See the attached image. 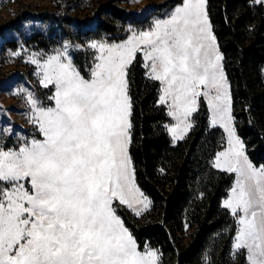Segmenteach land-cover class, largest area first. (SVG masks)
Returning <instances> with one entry per match:
<instances>
[{"label":"snow or ice","instance_id":"6c2138e0","mask_svg":"<svg viewBox=\"0 0 264 264\" xmlns=\"http://www.w3.org/2000/svg\"><path fill=\"white\" fill-rule=\"evenodd\" d=\"M204 4L185 0L127 44L107 50L99 45L100 62L90 80L70 62L50 58L44 77L56 88L55 107L37 108L30 98L44 139L18 151L0 149V264H156V254L138 251L112 208L117 198L132 206L125 67L144 44L151 75L165 86L160 102L171 97L169 115L179 122L170 129L174 135L191 127L185 120L197 97L213 90L218 103L211 106L224 120L229 98ZM224 126L231 144L233 132ZM220 155L227 170L237 173L233 198L225 202L233 214L242 213L234 248L246 251L248 264H264V169H254L246 158V167H237L228 153ZM235 155L239 165L241 153Z\"/></svg>","mask_w":264,"mask_h":264},{"label":"trees","instance_id":"16d2710c","mask_svg":"<svg viewBox=\"0 0 264 264\" xmlns=\"http://www.w3.org/2000/svg\"><path fill=\"white\" fill-rule=\"evenodd\" d=\"M115 1L108 0L102 9L105 16L84 34L93 40L127 35L125 22L140 18ZM177 1L161 6L170 8ZM207 10L230 85L238 135L250 162L264 166V3L207 0ZM70 33L65 26L63 40L76 43L79 37ZM41 34L31 41L45 47L48 39ZM73 61L88 78L92 56L88 59L85 52L75 50ZM128 83L132 104L128 154L135 183L151 204L139 218L120 207L117 212L139 249H156L159 264H248L244 250L233 251L238 222L222 200L234 174L214 166L225 138L220 128L209 125L204 101L193 129L174 145L167 131L169 117L158 98L159 83L147 75L140 54L128 68Z\"/></svg>","mask_w":264,"mask_h":264},{"label":"rangeland","instance_id":"374dc122","mask_svg":"<svg viewBox=\"0 0 264 264\" xmlns=\"http://www.w3.org/2000/svg\"><path fill=\"white\" fill-rule=\"evenodd\" d=\"M166 1L167 0H116L115 4L117 6L126 10L129 14L136 15L138 19L140 18L139 21L133 20L129 23L128 19L124 25V30L128 31L127 35L121 39L93 40L88 35L84 34V30L85 28L92 29L94 25H96V20L105 16L102 9L105 8L104 5L108 0H0V149L4 151H18L21 147L30 145L33 140L42 141L44 139L39 124L35 122L38 118V113L33 109L31 100L36 102L37 108L47 109L55 107V99H53V97L56 94V88L54 83H47L44 77L45 66L51 57L59 56L60 63L68 64L70 62L72 69L83 77L73 61V53L75 50L83 51L86 53L88 59L91 55L93 63L89 69V77H83L85 80H90L92 79V72L96 64L100 62L98 59V57L101 56L99 45H104L105 50L110 46L125 45L130 39L138 36L140 33L152 30L157 20L168 19L178 7H181L185 3V0H179L170 8H168L167 5L161 6ZM204 11L206 12L208 31L211 36L214 37V41H211V43L221 57L219 64L224 77V91H226L229 98L228 116H226L224 120H221L211 106L210 101H212V97L216 95L214 90L209 96L200 95L197 97L195 111H192L185 120V123L191 125V127H189L186 132L180 133L183 137L180 138V135H174V133L170 131V129L177 128L179 123L173 116L169 115L170 105L172 103L171 97H168L165 103L160 102V98L164 94L163 88L165 86L160 81L156 80L159 83V102L165 107L169 117V123L167 125L169 137L174 145L187 137L193 129L194 116L202 111L201 100H203L208 115L209 125L211 127L220 128L225 138L223 149L215 156L214 166L217 169L228 171L224 163L225 157L220 155L221 153H228L231 162L237 167H246V158L247 163L251 164L254 169H264V166H255L250 162L246 155L245 145L238 135L232 114L230 85L223 68L222 55L211 26L207 10V0H205ZM61 24L63 25L61 26ZM65 26L71 31L70 34L73 37H79L78 41H75L76 43L72 44L63 40L64 36H62L61 33ZM41 33L46 34L45 37L48 39L46 40L45 44L47 46L45 45V47H41L40 44L32 43L31 41V38ZM92 44H96L97 47L93 48ZM146 50L147 48L144 44H138L133 58L125 67L124 79L127 82L126 94L130 100L131 107L128 68L137 54L141 55L147 75L154 79L151 75V62L146 60L144 56ZM33 60L36 62L33 63ZM55 63L56 62H53L52 66H55ZM49 74H51L50 71ZM212 102L218 103L215 101ZM228 117H230V119ZM128 120L131 125V108ZM225 123H227L228 129L233 132L231 144L229 143V131L226 130L224 126ZM180 127H184V125L181 124ZM177 131L179 132V129H177ZM128 136L129 138L131 136V126L128 129ZM236 141H239V143H236ZM128 147L129 142L127 144V156L129 157ZM237 152L241 153L238 157L240 162L239 165H236L237 157L235 153ZM218 157L221 165L220 167L216 166ZM232 173L234 174V182L227 196L222 200L223 207H225L226 201L233 198V188L237 182V173ZM129 176L131 178L129 184L131 195L128 196V200L132 206L129 207L128 203L121 204L117 198L114 200L112 208L114 209L115 215L122 221L124 228H126L128 233L132 236L138 251L141 253L147 251L154 252L156 254V264H159V254L157 250L150 247L140 250L135 237L117 212V207H120L125 212L131 213L133 217L139 218L150 208V199L139 190L135 183L131 160L129 164ZM225 208H227L232 215L236 216L238 222L239 215H242V213L233 214L230 208ZM239 227L240 225L238 224V228ZM236 237L237 233L233 242L234 252L239 251L234 248Z\"/></svg>","mask_w":264,"mask_h":264}]
</instances>
